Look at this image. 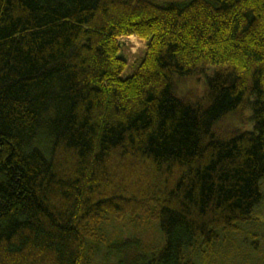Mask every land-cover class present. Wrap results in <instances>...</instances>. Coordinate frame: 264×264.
<instances>
[{
	"label": "trees",
	"instance_id": "obj_1",
	"mask_svg": "<svg viewBox=\"0 0 264 264\" xmlns=\"http://www.w3.org/2000/svg\"><path fill=\"white\" fill-rule=\"evenodd\" d=\"M0 264H264V0H0Z\"/></svg>",
	"mask_w": 264,
	"mask_h": 264
},
{
	"label": "rangeland",
	"instance_id": "obj_2",
	"mask_svg": "<svg viewBox=\"0 0 264 264\" xmlns=\"http://www.w3.org/2000/svg\"><path fill=\"white\" fill-rule=\"evenodd\" d=\"M120 45L119 55L125 60L126 62V71L123 73V76H128L131 71V68L134 63H136L145 52V42L138 38L137 36H130L127 38H120L118 39ZM249 114V112H248ZM247 116V114H246ZM252 124L250 122L238 121L237 119L231 118L227 120L225 123L221 125L222 129L228 130H236L240 129L249 130Z\"/></svg>",
	"mask_w": 264,
	"mask_h": 264
}]
</instances>
